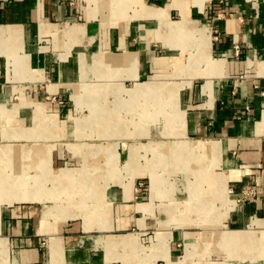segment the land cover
I'll return each mask as SVG.
<instances>
[{
	"label": "crops",
	"instance_id": "crops-1",
	"mask_svg": "<svg viewBox=\"0 0 264 264\" xmlns=\"http://www.w3.org/2000/svg\"><path fill=\"white\" fill-rule=\"evenodd\" d=\"M91 83L102 89L90 94ZM15 93L38 101L11 110L6 101ZM95 98L102 103L95 106ZM123 107L145 114L140 129L161 163L123 174L115 154L122 138L113 144V170L92 173L101 185L92 209L108 201V219L56 217L42 201L1 206L0 264H196L195 239L177 212L180 188L165 181L187 166L198 187L205 180L213 193L232 198L227 248L210 253L224 261L200 264L263 257L264 0H0L2 130L11 112L41 129L44 121L64 124L72 114H120ZM155 115L165 119L161 126ZM82 119L75 127L87 137L112 127L105 117ZM157 129L179 136L155 142ZM8 150L0 148V160ZM107 177L114 179L108 188ZM122 177L134 185L145 178L147 189L124 187Z\"/></svg>",
	"mask_w": 264,
	"mask_h": 264
},
{
	"label": "rangeland",
	"instance_id": "rangeland-1",
	"mask_svg": "<svg viewBox=\"0 0 264 264\" xmlns=\"http://www.w3.org/2000/svg\"><path fill=\"white\" fill-rule=\"evenodd\" d=\"M90 85L91 90L89 93L96 94L100 86L97 83H91ZM108 87L105 103L107 107L111 108L114 106L115 98L111 97L113 91L110 89H112V86ZM100 88L102 89V87ZM26 89L27 95L31 94L32 87L27 86ZM129 99L128 97L123 99V102H126L129 107H133ZM33 100L38 101L34 98L23 97L21 94L15 93L7 99L6 106L13 110L23 105H33ZM97 103H102V100L95 98L94 105L97 106ZM124 109L125 111H122L120 114H72L71 118L64 124L59 122L50 123L43 120L41 129L39 125L35 126L32 121L29 122V119L26 120L28 123H25L18 113L11 112L10 114L3 115L4 128L3 130L0 128V138L3 135L6 140L3 145L0 143V148H12L14 153L11 156L6 155L10 157L6 162L8 161L11 164L7 167V171L11 174L14 173V175H26L28 177L27 180L33 183L34 187L21 185L18 189L22 190L23 194H26L24 196H29V194L37 195L38 199L29 200L26 197L24 198V196L25 200L23 198L20 200L14 199L12 194L9 193L4 195V201L0 203V207L9 206L13 208L22 204L33 205L37 201H42L54 206L53 212L56 217H72V213H79L84 217L95 218L100 213L106 219L110 218L113 210L109 208L110 203L108 201L105 208L101 207L99 210L97 208L92 209L93 206L97 205L95 204V200L98 196L99 187H101L96 177L97 174L95 177L93 174L99 169L103 171L113 170L114 164H117L114 160L115 154H120L122 158L117 167H120L123 174L129 170L134 171L137 168L145 169L149 165L161 163V161L156 159V153L145 144V129H140L146 122L145 114H138L132 110L126 112L127 109L123 107ZM26 116L31 117L32 115ZM82 117H84L85 122L88 119L92 121V118H94L96 121L101 117H105L108 122L111 121L112 127L107 130L106 135H102L101 137L98 135V130H90L89 133L91 135L87 137L84 135L87 133V130L75 127V124L83 122ZM164 121L165 119H163L162 115L154 118L155 125L161 126ZM114 122L118 124L115 128H113ZM0 123H2L1 118ZM178 136V130H172L171 133L167 134L166 130L157 129L154 131L155 142L158 140L173 141ZM120 138H122L123 145L117 147V153L114 154L113 144L118 142ZM154 148L157 147L155 146ZM159 153L162 154L161 146ZM154 157L155 160L152 162ZM4 162L1 159L0 164ZM205 163L204 161L202 162L203 167ZM190 168L192 167L187 166L185 171L180 172L178 176L165 180L169 181V185L172 188H178V186L180 188L181 193L177 198L181 201V208L177 212L181 218L186 219V224L182 225V229L192 234L195 239V247L191 245L193 249L197 250L196 252L199 256L195 261L196 264L224 261L222 256L210 257V253L214 254L215 252L213 251H216L215 249L220 253L219 250L227 248L226 242L223 241V236L226 233L225 218L232 207V198L227 193H222L221 189H219L220 191L217 190V194L213 193L206 181L202 186L198 187L200 178L193 171H190ZM220 171L219 169L217 170L219 173ZM204 177H207L205 172H203L201 179L204 180ZM113 180V178L107 177L105 178V184L103 183V179H100V183L102 186L104 184L108 188L109 183ZM133 180L127 177L121 178L124 187H129L130 183H132L134 189H147L145 178L137 179L135 185L133 184ZM39 183L42 186H37ZM67 183L73 185L74 193L69 196L62 192V186ZM40 187L43 190L41 192ZM8 196H10V199H8ZM40 196L47 198L41 200ZM138 197L140 198L138 192H136L134 198L137 199ZM200 202L201 205L203 204L202 208H198ZM232 246L230 244L228 248L233 249ZM259 246L260 252L264 253V242H261ZM247 247L245 249L249 250ZM249 247L253 246L250 245ZM237 248L241 249L240 246L236 245L234 249ZM242 264H264V256H245Z\"/></svg>",
	"mask_w": 264,
	"mask_h": 264
},
{
	"label": "bare ground",
	"instance_id": "bare-ground-1",
	"mask_svg": "<svg viewBox=\"0 0 264 264\" xmlns=\"http://www.w3.org/2000/svg\"><path fill=\"white\" fill-rule=\"evenodd\" d=\"M161 23V22H160ZM151 86V85H150ZM12 149V148H11ZM11 149L9 148V152H8V154L11 156V155H13L14 153H13V149H12V151H11ZM10 159V157H8V158H5V159H3V161L5 160V162H4V165L3 164H0V194H2V196H3V194H5L6 195V193H11L12 194V197L14 198V199H22L23 198V196H24V194L22 193V190H19L18 188H20L21 187V185H24V186H33L34 187V185H33V183H30L27 179H28V177L25 175H23V174H18V175H14V173H9L8 171H7V167H9V165H11L8 161L6 162V160H9ZM16 160V159H15ZM1 161V160H0ZM16 162V161H15ZM9 170V169H8ZM16 170H18V169H16ZM203 182H205V180L203 181ZM79 185V184H78ZM37 186H42L40 183L37 185ZM73 185H70L69 183H67V184H64L62 187V192L64 193V194H66L67 196H69L70 194L72 195L74 192H73V188H70V187H72ZM16 187V188H15ZM69 187V188H68ZM77 190V189H76ZM61 192V193H62ZM62 193V194H63ZM26 195V194H25ZM28 195V194H27ZM10 196H8V199H10L9 198ZM11 197V198H12ZM27 198V199H29V200H33V199H38V196L37 195H30L29 194V196H24V198ZM48 197H50V196H48ZM23 198V199H24ZM43 198H47V197H45V196H40V199L42 200ZM56 199H58L57 197H55ZM82 199V198H81ZM25 200V199H24ZM209 204V203H208ZM203 205V204H202ZM206 206V205H205ZM202 208V207H201Z\"/></svg>",
	"mask_w": 264,
	"mask_h": 264
}]
</instances>
